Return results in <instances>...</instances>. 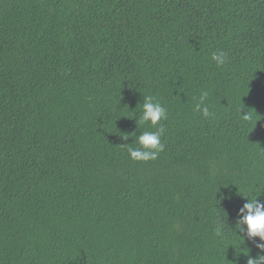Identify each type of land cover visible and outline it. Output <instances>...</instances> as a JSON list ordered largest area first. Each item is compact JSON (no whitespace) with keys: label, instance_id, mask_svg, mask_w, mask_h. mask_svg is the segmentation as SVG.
<instances>
[{"label":"trees","instance_id":"obj_1","mask_svg":"<svg viewBox=\"0 0 264 264\" xmlns=\"http://www.w3.org/2000/svg\"><path fill=\"white\" fill-rule=\"evenodd\" d=\"M147 95L164 151L134 161ZM254 186L264 0H0V264H232Z\"/></svg>","mask_w":264,"mask_h":264},{"label":"clouds","instance_id":"obj_2","mask_svg":"<svg viewBox=\"0 0 264 264\" xmlns=\"http://www.w3.org/2000/svg\"><path fill=\"white\" fill-rule=\"evenodd\" d=\"M212 60L217 67H223L228 62V53L218 50L212 53ZM208 96V91H202L197 103L194 105V111L201 113L204 118H211L215 115L213 111H210V105L207 103ZM241 116L245 120L250 118L248 113L241 114ZM138 119L141 124L150 123L155 128V131H143L136 135L135 141L123 145L127 146L129 156L134 161L146 162L155 160L164 151V144L161 142V138L166 129L160 122L168 119V109L159 100L147 95L143 97L141 114ZM128 138L129 136H123L124 140H128ZM133 143L136 144V147L132 146ZM254 190L261 192L264 188L254 186ZM257 196L247 197L246 202L239 208L235 227H232L240 239L239 247L251 242L250 245H254L257 250L256 254L254 256L251 254L252 247L250 246L240 247L241 250L237 251V259L232 264H239L238 257L240 254L246 257L245 264H264V202L258 200ZM225 198L231 199L230 196ZM222 219L221 216H217L219 226L215 230V235L221 240L225 238ZM230 245L236 247L235 242Z\"/></svg>","mask_w":264,"mask_h":264}]
</instances>
